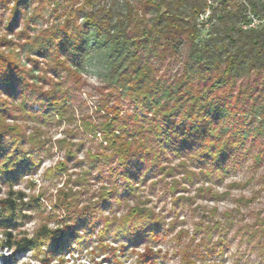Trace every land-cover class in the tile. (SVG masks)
Returning <instances> with one entry per match:
<instances>
[{
    "label": "rangeland",
    "instance_id": "1",
    "mask_svg": "<svg viewBox=\"0 0 264 264\" xmlns=\"http://www.w3.org/2000/svg\"><path fill=\"white\" fill-rule=\"evenodd\" d=\"M14 6L13 0L0 4V52L19 65L30 86V97L38 94L36 100L40 101L33 107L35 114L29 109L23 112L19 108L20 91L12 99L9 90L0 84V100H5L0 103V127L7 129V140H18L24 148L36 147L38 154L33 153V160L40 162L36 171L20 174L13 187L14 192L40 204V210L32 214L21 234L32 237L39 227L56 229L68 217L95 216L94 228L80 233L78 241L63 256H49L45 245L38 253L18 255L15 264H264V136L248 143L243 160L221 175L209 173L205 164L193 161L186 151L168 153L165 158L162 155L150 169L148 164L140 163V182L132 196L126 200L120 197L119 205L105 204L102 196L112 188L108 171L115 161L111 159L104 165L94 160L111 153L95 128L104 122L103 112L107 110H116V118H127L133 112L128 99L119 90L116 94L117 87L108 80L106 58H100L96 48L89 47L88 60L77 64L62 51L57 58L64 67L55 69L57 58L46 61L18 46L19 40L22 43L23 39L48 31L71 26L83 29L89 15L116 28L124 22L121 20L127 10L131 17L134 11H142L141 0H31L19 9L15 20L11 13ZM145 14L144 21L150 24L155 9L146 7ZM206 17L207 13L199 16L193 46L184 44L178 55L168 52V57L160 62L143 49L136 54L152 65L157 79L172 83L188 55H198L213 37V27L208 23L201 25ZM132 23L127 25L128 36H134ZM137 36L141 37L139 32ZM3 40L11 46L3 45ZM261 78L250 74L239 79L233 96L240 97L239 91L248 87L263 103ZM53 101L58 106L42 108L51 106ZM250 104L247 100L238 106L235 119L241 124L257 123L250 117L243 120ZM45 112L50 114L43 117ZM108 114L109 118L115 115ZM5 194L3 189L2 197ZM133 209L151 215L165 235L160 238L161 243L134 248L127 239L114 241V234L105 231L106 224L107 228L111 222L118 224ZM2 246L0 236V258L9 256L11 253ZM148 251L153 254L152 261L138 263Z\"/></svg>",
    "mask_w": 264,
    "mask_h": 264
},
{
    "label": "trees",
    "instance_id": "2",
    "mask_svg": "<svg viewBox=\"0 0 264 264\" xmlns=\"http://www.w3.org/2000/svg\"><path fill=\"white\" fill-rule=\"evenodd\" d=\"M7 1L0 0V4ZM13 1L15 6L11 13L15 20L19 9L31 0ZM140 7L142 11H134L132 17L127 10L121 20L124 22L116 28L89 15L83 29L65 27L18 42L26 53H34L43 60L57 58L63 51L77 64L88 60L89 47L96 48L100 58H106L108 80L117 87L116 94L119 90L132 106L133 112L127 118H116L114 109L103 112L104 122L95 128L111 153L94 160L104 165L111 159L115 161V166L108 171L109 178L113 179L112 188L105 190L102 196L105 204L117 202L119 205L120 197L126 200L132 196L140 182V163L148 164L147 169H150L162 155L165 158L168 153L186 151L193 161L205 164L209 173L221 175L243 160L248 143L264 136V102L260 104L255 91L248 87L244 92L238 90L240 97L233 96L236 82L250 74L262 77L264 85V0H141ZM146 7L155 9L150 24L144 21ZM205 13L207 17L201 25L210 24L213 37L198 55H188L172 83L157 79L152 65L142 61L136 52L143 49L160 62L168 57V52L178 55L184 44L193 46L198 35L197 21ZM129 23L133 24L134 36L126 33ZM138 32L141 37L137 36ZM2 44L11 46L6 40ZM56 60L55 69L64 67V62ZM25 76L11 57L0 52V84L9 90L12 99L20 91L19 108L35 114L33 107L40 103L36 100L39 96L32 94L34 100L30 97L31 89ZM247 100L251 104L243 120L257 119L255 125L241 124L235 119L238 106ZM2 101L5 100L0 103ZM56 106L58 104L53 101L51 106L42 108ZM108 113L115 115L109 118ZM47 114L50 113L42 115L47 117ZM141 119L143 121L138 123ZM5 130L0 127V236L2 248L11 254L1 257L0 263L15 264L18 255L38 253L45 245L49 256H63L78 241L80 233L88 227L94 228L95 216L68 217L61 227L51 230L41 226L32 237L21 234L32 214L40 210V204L21 192H14L13 187L20 174L36 171L40 162L33 160V153L38 154L36 147L24 148L18 140H7ZM3 189H6L4 197ZM61 209L68 212L65 207ZM148 214L133 209L118 224L111 222L109 228L106 224L105 231L114 234V241L127 239L134 248L159 244L165 235ZM152 257L148 251L138 263L151 262Z\"/></svg>",
    "mask_w": 264,
    "mask_h": 264
}]
</instances>
